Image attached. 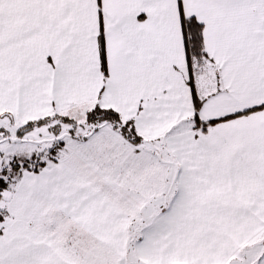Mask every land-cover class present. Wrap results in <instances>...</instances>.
<instances>
[{
  "label": "snow or ice",
  "instance_id": "obj_1",
  "mask_svg": "<svg viewBox=\"0 0 264 264\" xmlns=\"http://www.w3.org/2000/svg\"><path fill=\"white\" fill-rule=\"evenodd\" d=\"M0 264H264V0H0Z\"/></svg>",
  "mask_w": 264,
  "mask_h": 264
}]
</instances>
